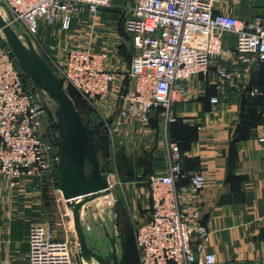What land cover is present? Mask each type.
Here are the masks:
<instances>
[{
	"label": "built area",
	"instance_id": "1",
	"mask_svg": "<svg viewBox=\"0 0 264 264\" xmlns=\"http://www.w3.org/2000/svg\"><path fill=\"white\" fill-rule=\"evenodd\" d=\"M219 1L131 0L121 30L131 38L133 55L121 72L116 70V48L96 52L88 46L58 43L47 51L37 40L42 26L67 32L80 14L86 12L94 18L101 9L111 8L113 0H0V14L39 47L42 54L38 53L63 87L75 89L95 110L112 144L126 123L144 127L158 111L166 134L175 121L172 95L175 90L184 94L178 83L207 74L215 54L195 42L206 44L215 33L233 35L229 55L245 66L236 73L237 79L246 80L252 67L264 65V16L241 21L227 11H217ZM217 75L221 81L231 80L226 67H219ZM25 84L0 33V177L12 190L33 182L43 185L55 170V145L44 141L40 132L46 110ZM258 94L257 90L250 92L251 96ZM217 103L216 97L211 98L213 110ZM258 131L257 142L264 147V121ZM165 149L166 174L151 175L147 180L149 216L134 223L139 262L217 264L214 255L205 251L209 233L197 220L198 214L185 216L182 210L186 200L197 199L204 178L196 173L186 187H178L180 148L166 139ZM27 243L28 264H75L78 247L54 239L47 224H32Z\"/></svg>",
	"mask_w": 264,
	"mask_h": 264
},
{
	"label": "crops",
	"instance_id": "2",
	"mask_svg": "<svg viewBox=\"0 0 264 264\" xmlns=\"http://www.w3.org/2000/svg\"><path fill=\"white\" fill-rule=\"evenodd\" d=\"M225 1L228 7L223 5ZM225 1H219L217 11L235 17L232 5L238 2ZM130 4L131 0H113L111 8L101 9L94 18L86 12L80 14L71 23L78 28L74 46H88L96 52L116 48V70L121 72L130 62L126 47L131 38L121 30ZM45 29L42 26L39 35ZM48 32L50 37L60 35ZM234 42L235 37L228 33H215L206 44L195 42L215 54L207 74L178 83L184 94L175 90L172 95L177 120L166 134L163 119L156 114L144 127L132 123L122 127L116 143H110L109 183L111 190L118 189L110 196L118 201L123 217H130L132 223L145 221L150 212L147 180L151 175L166 174L165 140H173L181 147L177 186L186 187L196 173L204 178L197 199L186 200L182 210L185 216L196 212L197 220L207 228L205 251L214 255L217 264H264V147L257 142L260 125L239 131L245 118L262 114L263 98L245 101L250 89H259V96H264V73L260 67H252L246 80L235 77L245 66L229 55ZM40 44L48 49L56 43L45 45L42 39ZM219 67L228 69L230 81L220 80ZM213 97L218 99L214 110ZM41 186L33 182L12 190L0 177V264H28L29 229L41 223L44 214Z\"/></svg>",
	"mask_w": 264,
	"mask_h": 264
},
{
	"label": "water",
	"instance_id": "3",
	"mask_svg": "<svg viewBox=\"0 0 264 264\" xmlns=\"http://www.w3.org/2000/svg\"><path fill=\"white\" fill-rule=\"evenodd\" d=\"M0 33L25 83L41 100L52 103L57 130V144L52 153L53 177L55 190L72 214L79 246L75 261L77 264H124L117 254L116 238L106 234L110 249L101 251L85 234L82 223L87 204L111 193L103 159V129L96 127L90 113L75 106L61 79L36 51L31 39L16 24L10 26L1 14Z\"/></svg>",
	"mask_w": 264,
	"mask_h": 264
},
{
	"label": "rangeland",
	"instance_id": "4",
	"mask_svg": "<svg viewBox=\"0 0 264 264\" xmlns=\"http://www.w3.org/2000/svg\"><path fill=\"white\" fill-rule=\"evenodd\" d=\"M232 1L238 2L235 4L232 2L229 3H231L230 6L233 4L232 6L236 11L235 17L241 21H249L255 16H262L264 14V0ZM227 2L228 1H225L223 3V5L226 7H228ZM74 25L75 24L70 27L69 31L61 32L58 38L57 35H53L52 37L55 39L50 37L48 34V29H45V32L43 31L37 36V40L41 43V40L43 39L45 41V45H52L55 43L58 44L61 42L65 43L66 45L69 43L68 45L72 46L74 45V37L77 36L78 30V28H76ZM128 38L130 40V37ZM34 47L37 52L42 54L37 45ZM131 50L132 43H130L129 47H126L127 52ZM65 89H67V87H65ZM67 92H69V89H67ZM42 103L45 110L47 111L42 118L40 132L43 136V139L48 143L51 142L50 137H53L57 140V130L56 127L55 129L52 128L55 125L52 103L49 100H42ZM85 105L82 104L81 106L91 112L92 116H94L97 120V123L98 121L100 122V118L97 116L95 110L88 107L87 105L86 107ZM54 183L55 182L52 177L45 179L43 181V185L41 186L45 201L44 214L41 223L47 224L53 230L56 240H65L72 247H79L72 220V214L66 209L60 194L55 190ZM114 189L118 192V189L115 187L110 192L114 191ZM110 195L111 193L108 196L97 198L87 204L88 210L82 215V223L85 234L91 238L94 243H97L96 245L101 251H108L110 249L109 240L106 237V234H108L110 237L116 238L118 257L122 260L125 259L126 264H137L132 228L134 223H132L130 217L128 219L123 217V210H120L117 206L118 201L116 202V200L113 198L115 202H112ZM113 195L116 196L115 193ZM75 264H77L76 261Z\"/></svg>",
	"mask_w": 264,
	"mask_h": 264
},
{
	"label": "trees",
	"instance_id": "5",
	"mask_svg": "<svg viewBox=\"0 0 264 264\" xmlns=\"http://www.w3.org/2000/svg\"><path fill=\"white\" fill-rule=\"evenodd\" d=\"M122 48L124 49V47H122ZM127 53H129V57H130V60H131V57L133 55V50H131V51L127 52ZM259 67L261 68L262 72L264 73V65H261ZM25 85H26L27 89H29V91L33 92V90H31L30 87L27 84H25ZM67 89H69V92H67ZM67 89H65V90H66L68 96L71 97V99L73 100L75 106L77 108H79V109H81L83 111H86V112H88V113L91 114V112L89 110H86L84 107L81 106L82 104L83 105H85V104H84L83 100L81 99V96L78 94V92L75 89H73L72 87H70V86H68ZM252 90H257L258 92H261V91H259V89H250V91H252ZM248 95L249 96H248V98H247V100L245 102H249V103L255 102V100H257L258 98H263V101H264V96L263 97L262 96H259V94L258 95H255V96H251L250 95V92H249ZM159 114H160V111H158L156 113L157 116H159ZM263 114H264V102H263V105H262V114L261 115H256L255 118H253V117H250V118L247 117V118H245L246 116H244L245 119H244L243 126H241V128H239L240 133H244L246 131H249L250 128H253V127L257 126V125H261V123H263V121H264V115ZM92 117H93V122L96 123L97 120L95 119L94 116H92ZM176 120L177 119H175L174 122H172V123H170L168 125V129H169V127L172 126L173 123L176 122ZM96 127H98L99 129H101V125L98 124V123H96ZM52 128L55 129V125ZM168 129H167V131H168ZM102 134H104V132ZM42 138H43V136H42ZM169 141L175 142L173 140H169ZM101 142L103 144V159L105 161V167L107 168V165H109L108 160H109V156H110V152H109V149H110V141H108V138L105 135V136L102 137ZM48 143H51V142H48ZM179 148H180V152H181V147L179 146ZM54 169H55V163H54ZM52 177H53V175H52ZM53 179H54V182H55L54 183V187H55V185H56V179L54 177H53ZM132 228H133V235H134L133 239H134V248H135V252H136L137 264H140V262H139V256H138V252H137V248H136V242H135L134 225L132 226ZM123 263L126 264L125 259L123 260Z\"/></svg>",
	"mask_w": 264,
	"mask_h": 264
},
{
	"label": "flooded vegetation",
	"instance_id": "6",
	"mask_svg": "<svg viewBox=\"0 0 264 264\" xmlns=\"http://www.w3.org/2000/svg\"><path fill=\"white\" fill-rule=\"evenodd\" d=\"M50 140H51V144L56 146L57 141L55 140V138L50 137Z\"/></svg>",
	"mask_w": 264,
	"mask_h": 264
}]
</instances>
